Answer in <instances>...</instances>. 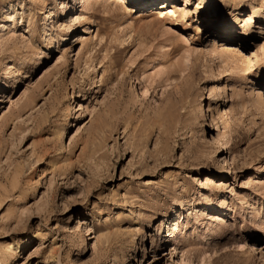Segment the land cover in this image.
Returning a JSON list of instances; mask_svg holds the SVG:
<instances>
[{
    "label": "rangeland",
    "instance_id": "rangeland-1",
    "mask_svg": "<svg viewBox=\"0 0 264 264\" xmlns=\"http://www.w3.org/2000/svg\"><path fill=\"white\" fill-rule=\"evenodd\" d=\"M0 264H264V0H0Z\"/></svg>",
    "mask_w": 264,
    "mask_h": 264
},
{
    "label": "bare ground",
    "instance_id": "bare-ground-1",
    "mask_svg": "<svg viewBox=\"0 0 264 264\" xmlns=\"http://www.w3.org/2000/svg\"><path fill=\"white\" fill-rule=\"evenodd\" d=\"M74 1V0H73ZM68 3H71V2H69L68 1ZM66 6H67V4H66ZM235 17H233L232 16V20H233V18H235V19H240L241 21H242V23L240 24V26H241V28H244L245 30L247 29V27H248V25L250 24V22H251V20H252V16L250 15V14H237V13H235V15H234ZM232 20H230V21H232ZM164 231H162L161 232V234L163 233ZM164 235H162L161 236V239L160 240H162V239H164ZM150 238H152V237H150ZM153 240V239H152ZM132 245H134V244H132ZM134 248H135V246H134ZM142 252H143V255L145 254V248L143 247V249H142Z\"/></svg>",
    "mask_w": 264,
    "mask_h": 264
}]
</instances>
